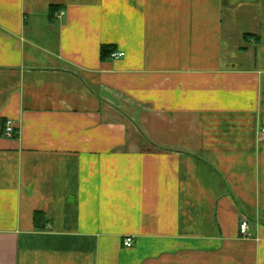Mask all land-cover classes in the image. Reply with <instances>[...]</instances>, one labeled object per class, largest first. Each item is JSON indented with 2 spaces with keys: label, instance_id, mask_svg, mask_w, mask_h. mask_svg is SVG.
<instances>
[{
  "label": "crops",
  "instance_id": "obj_1",
  "mask_svg": "<svg viewBox=\"0 0 264 264\" xmlns=\"http://www.w3.org/2000/svg\"><path fill=\"white\" fill-rule=\"evenodd\" d=\"M263 130L264 0H0V264H264Z\"/></svg>",
  "mask_w": 264,
  "mask_h": 264
},
{
  "label": "built area",
  "instance_id": "obj_2",
  "mask_svg": "<svg viewBox=\"0 0 264 264\" xmlns=\"http://www.w3.org/2000/svg\"><path fill=\"white\" fill-rule=\"evenodd\" d=\"M123 57H125V54L122 52H118V53L113 54L111 58L113 60H119L120 58H123ZM14 132H15L14 123L9 121L6 126V136L8 138H14ZM263 134H264V130H263ZM248 228H249L248 222L245 220L242 221L240 225V230L243 235H246ZM123 244L127 248H132L135 245V242L132 237H128L124 240Z\"/></svg>",
  "mask_w": 264,
  "mask_h": 264
},
{
  "label": "trees",
  "instance_id": "obj_3",
  "mask_svg": "<svg viewBox=\"0 0 264 264\" xmlns=\"http://www.w3.org/2000/svg\"><path fill=\"white\" fill-rule=\"evenodd\" d=\"M115 53H116L115 47L110 46V45L109 46L108 45L103 46L101 48V59L106 61V60L110 59L112 57V55Z\"/></svg>",
  "mask_w": 264,
  "mask_h": 264
},
{
  "label": "bare ground",
  "instance_id": "obj_4",
  "mask_svg": "<svg viewBox=\"0 0 264 264\" xmlns=\"http://www.w3.org/2000/svg\"><path fill=\"white\" fill-rule=\"evenodd\" d=\"M241 231V230H240Z\"/></svg>",
  "mask_w": 264,
  "mask_h": 264
}]
</instances>
